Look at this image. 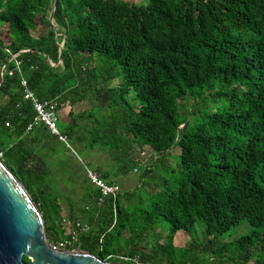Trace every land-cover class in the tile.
<instances>
[{"label":"trees","instance_id":"16d2710c","mask_svg":"<svg viewBox=\"0 0 264 264\" xmlns=\"http://www.w3.org/2000/svg\"><path fill=\"white\" fill-rule=\"evenodd\" d=\"M52 3L0 0V44L27 50L0 85V150L42 212L49 241L71 239L66 221H82L90 229L67 249L105 261L264 264V0H57L58 37ZM62 41L63 64L53 66ZM9 58L0 49V77ZM23 77L58 115L68 108L64 136L108 153L112 169L96 168L102 178L121 187L136 169L140 185L99 203L87 175L85 204L72 201L63 216L49 161L39 163L51 132L27 130L36 111ZM191 98L208 106L183 114ZM244 222L250 232L221 239ZM197 223L202 242L177 247V232Z\"/></svg>","mask_w":264,"mask_h":264},{"label":"water","instance_id":"95a60500","mask_svg":"<svg viewBox=\"0 0 264 264\" xmlns=\"http://www.w3.org/2000/svg\"><path fill=\"white\" fill-rule=\"evenodd\" d=\"M52 1L50 21L58 37L54 18L57 0ZM59 45L58 62L48 58L53 66L63 64L64 41ZM26 51L21 50L18 55ZM9 62L8 59L2 67L0 85ZM24 257L32 264H128L105 261L83 249H55L49 241L43 214L23 185L21 173L17 177L0 158V264H27Z\"/></svg>","mask_w":264,"mask_h":264},{"label":"rangeland","instance_id":"374dc122","mask_svg":"<svg viewBox=\"0 0 264 264\" xmlns=\"http://www.w3.org/2000/svg\"><path fill=\"white\" fill-rule=\"evenodd\" d=\"M136 2H144L145 0H135ZM119 81L116 79L113 81V86L118 85ZM204 99H189L187 102L182 103V113L188 116H191L194 112L195 103L198 102L201 106L205 105L203 102ZM204 107H202L204 109ZM68 108L60 111L58 128L63 134L65 127L69 124L71 117L67 115ZM64 135V134H63ZM59 137L49 133L47 139H45L40 148V153L45 156V160H40V164H44L49 161L51 167L52 175L50 176V181L54 182V187L58 191L57 195L60 197L63 207V216H68V208L71 205L72 201L75 202L78 206H83L85 204V191L86 185L88 182L87 170L93 169L96 170L97 167H103L106 169H112V161L108 153L97 146L94 149H91L87 146V142H78L70 138L66 140H59ZM38 150V149H37ZM146 155L141 159V167L144 168L150 162V154L145 151ZM140 156V155H139ZM152 163V162H151ZM159 170V168H157ZM139 171L134 170L133 173L125 175L122 177L121 188H128L130 190L136 189L140 185V178L138 175ZM55 191V190H54ZM171 228L169 223H165L163 227L165 232H168ZM251 228L247 222L236 225L230 231L226 232L221 239H224L225 242L231 241L238 236H241L245 233L250 232ZM191 239H194L196 242L201 243L203 240L202 235V226L200 223L195 225L193 231L185 232L184 230L178 231L175 236V245L177 247H184L188 244ZM230 255V254H228ZM215 257H211L210 260L208 256H199V262L201 264H215ZM137 260V259H136ZM219 261V260H218Z\"/></svg>","mask_w":264,"mask_h":264},{"label":"built area","instance_id":"2783aa9c","mask_svg":"<svg viewBox=\"0 0 264 264\" xmlns=\"http://www.w3.org/2000/svg\"><path fill=\"white\" fill-rule=\"evenodd\" d=\"M0 49H4L10 54L9 60L10 61L15 60L16 67L18 68V70H20L21 63L20 61L17 60L18 53L13 52L10 48L2 46L1 44H0ZM9 73L12 74L13 70H10ZM22 85L25 88V97L32 101L34 105V109L36 111L34 121L31 124H29L27 130L31 131L35 127V125L43 124L46 127H48L49 131L52 134L58 136L60 140H66L67 137L64 136L58 128L59 115L56 111V104L50 100L40 99L33 92V90H31L28 81L24 77L22 78ZM7 125H9V123H7ZM3 154L4 152L0 150V158H2ZM87 175L88 178L91 180V182L95 186L99 187L102 192L99 203L104 202L105 198L108 196L116 199L117 195L121 192V187L118 184H111L107 182L104 178L101 177L98 171L93 169H88ZM66 223L69 228L71 239L58 241L55 244L51 243V245L55 249L69 250L67 249V247L78 239L80 233L86 232L90 229V226L82 221H78L74 225H72V222L68 220L66 221ZM121 258L130 259L129 257L127 258L123 256H121ZM134 261L136 262V264H144L139 259L137 260L134 259Z\"/></svg>","mask_w":264,"mask_h":264}]
</instances>
